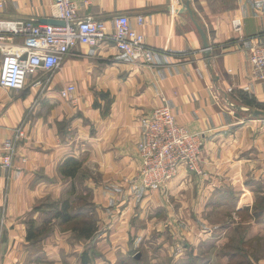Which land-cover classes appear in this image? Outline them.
I'll return each instance as SVG.
<instances>
[{
	"label": "crops",
	"instance_id": "crops-1",
	"mask_svg": "<svg viewBox=\"0 0 264 264\" xmlns=\"http://www.w3.org/2000/svg\"><path fill=\"white\" fill-rule=\"evenodd\" d=\"M72 1L78 18L103 20L108 29L117 14L128 16L130 26L154 49L153 59L149 64L133 61L109 41L78 44L64 57L45 92L27 83L22 89L0 87V144L26 119L5 218L0 212L5 241L1 264H45L33 258L35 254L30 257V249L37 247L29 243L33 239L26 241V224L39 219L33 210L36 203L74 180V163L88 173L84 185L96 204L114 208L108 218L101 214L111 243H103L105 235L98 244L108 258L128 235L132 207L165 205L159 190L134 191L140 163L136 144L162 98L179 124L202 134L204 144L203 175L182 169L168 192L184 191L192 206L200 204L203 223L225 206L232 208L233 222L239 223L242 208L253 203L255 192L264 195V114L243 111L241 106L248 105L240 92L264 102V80L252 75L249 58L250 47L264 42V0ZM55 12L51 0H0V20L40 22ZM138 15L144 17L140 26ZM233 19L240 20L239 31L233 29ZM9 42L18 44L20 39ZM1 59L0 50V69ZM68 83L76 86L77 102L58 95ZM6 171L0 169V207ZM179 192L177 197H182ZM251 217L250 211L246 224L260 225ZM45 242L51 248L49 239Z\"/></svg>",
	"mask_w": 264,
	"mask_h": 264
},
{
	"label": "rangeland",
	"instance_id": "rangeland-1",
	"mask_svg": "<svg viewBox=\"0 0 264 264\" xmlns=\"http://www.w3.org/2000/svg\"><path fill=\"white\" fill-rule=\"evenodd\" d=\"M224 3L229 4L231 0H225ZM55 73L51 78L48 74H39L42 88L48 78L49 82L44 86L45 89L52 85ZM27 84L30 86V81H27ZM150 117L151 114L136 144L140 163L134 191L138 194L142 190H159L160 196L166 200L165 205L154 207L147 203L144 206L139 204L132 207V216L129 222H126L128 235L118 247L117 253L112 258H108L100 253V244H98L105 235H108L107 227L101 225V214L103 211L108 218L114 208L96 204L92 191L84 185L88 173L77 165L72 176L74 180H70L67 185V182H64L58 192L54 190L47 193L48 196L34 206L33 210L39 213V219L26 224L27 230L31 225V231L36 232L30 242L26 237V241L37 247L30 249V257L35 254L36 257L33 258H38L39 263L45 264H264V235L261 234L264 233V195L259 191L255 192L253 203L242 208L240 217L238 216L239 223L233 222L236 218L232 215V208L226 206L218 208L209 223H203L200 220V204L192 206L190 200L183 197L184 191L168 192L169 183L178 176L180 170H187L185 165L181 164L175 176L161 184L151 187L140 185L138 174L141 169V157L138 144L144 140L145 126ZM202 152L201 173L196 174L187 170L195 176L203 175ZM15 168L6 171V193L1 199L0 207L2 218L6 216L8 188ZM178 192L182 197H177ZM241 195L246 197L245 193ZM250 211L251 218L260 225L255 227L252 225L251 228V224L245 223L248 221ZM67 216L69 219L64 221L63 218ZM88 224L93 225V230L87 238L75 226ZM258 228L262 229L259 231L261 233H257L254 237L250 236ZM2 234L0 264L5 243ZM47 239L51 248L46 245ZM110 241L108 235L103 243L110 244ZM45 247L46 251L42 253L40 250ZM83 261L85 263H82Z\"/></svg>",
	"mask_w": 264,
	"mask_h": 264
},
{
	"label": "built area",
	"instance_id": "built-area-1",
	"mask_svg": "<svg viewBox=\"0 0 264 264\" xmlns=\"http://www.w3.org/2000/svg\"><path fill=\"white\" fill-rule=\"evenodd\" d=\"M56 12L51 18L61 19L64 25H51L31 19L0 20V50L2 52L0 87L22 89L29 76H33L30 86L46 91L49 78L58 70L64 57L78 44L96 45L109 41L130 59L149 64L154 49L144 43L143 34L130 26L128 16L117 14L111 19V27L103 20L91 17L82 22L76 15L72 0H51ZM138 26L144 17H136ZM232 27L240 30V20L233 19ZM20 42L15 44V38ZM249 58L252 75L264 80V42L250 47ZM39 74L49 78L42 88ZM62 99L77 102L76 86L68 83L58 90ZM26 119L12 128L11 136L0 144V168L11 170L18 156L19 142L25 138ZM138 148L141 169L138 180L141 186L151 187L161 184L177 173L178 167L196 174L201 173L200 157L203 137L199 132H191L179 124L165 99L156 105L145 126ZM11 168V169H10Z\"/></svg>",
	"mask_w": 264,
	"mask_h": 264
},
{
	"label": "trees",
	"instance_id": "trees-1",
	"mask_svg": "<svg viewBox=\"0 0 264 264\" xmlns=\"http://www.w3.org/2000/svg\"><path fill=\"white\" fill-rule=\"evenodd\" d=\"M240 92H244L242 94L243 95L242 96V99L244 100V102H245L246 105H248L250 107H255L257 109L264 110V102H260V101L256 100V98L253 95L249 94L247 91L240 90ZM70 168H72L71 170H74L75 171L76 168H77L76 167V164L75 163L72 164L70 166ZM64 170L67 173V170H68L67 169V165H66V167H65ZM63 219H64V221H67L69 219V217L67 216V217H65ZM75 227H77L80 232L84 233L85 237H87V238L90 237V233H92V230H93V225H91V224H88V225H78V226H75ZM27 231H28L27 236H26L27 239L28 240L33 239L35 237V235H36L35 234L36 232L34 233L33 231H31V225L29 227V230H27ZM83 255L84 254H82V256ZM82 263H85V261H83Z\"/></svg>",
	"mask_w": 264,
	"mask_h": 264
},
{
	"label": "water",
	"instance_id": "water-1",
	"mask_svg": "<svg viewBox=\"0 0 264 264\" xmlns=\"http://www.w3.org/2000/svg\"><path fill=\"white\" fill-rule=\"evenodd\" d=\"M83 20L84 19L78 20L76 23H80ZM40 23L51 24V25H64L65 24V22L63 20L57 19V18H51V17L50 18H42V19H40ZM197 28L200 31L204 49L209 50L210 47H209V44L207 42L206 35H205L204 31L198 25H197ZM241 109L243 111L250 112V114L252 116H259V115H263L264 114V111H262L260 109H257V108H254V107H250V106L242 105Z\"/></svg>",
	"mask_w": 264,
	"mask_h": 264
}]
</instances>
